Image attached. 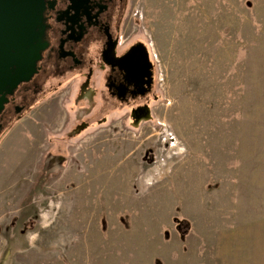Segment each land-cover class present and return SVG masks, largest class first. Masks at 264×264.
I'll list each match as a JSON object with an SVG mask.
<instances>
[{"label": "rangeland", "instance_id": "1", "mask_svg": "<svg viewBox=\"0 0 264 264\" xmlns=\"http://www.w3.org/2000/svg\"><path fill=\"white\" fill-rule=\"evenodd\" d=\"M129 2L153 117L64 139L71 85L34 104L0 139V264H264V0Z\"/></svg>", "mask_w": 264, "mask_h": 264}, {"label": "flooded vegetation", "instance_id": "2", "mask_svg": "<svg viewBox=\"0 0 264 264\" xmlns=\"http://www.w3.org/2000/svg\"><path fill=\"white\" fill-rule=\"evenodd\" d=\"M129 5V0H44L35 71L0 93V139L34 104L69 84L76 118L64 139L86 132L94 120L105 124L109 113L125 115L131 128L149 122L143 118L152 116L158 99L156 65L146 41L127 30ZM95 107L101 109L94 113ZM101 111L107 114L97 119ZM182 223L177 229L183 238Z\"/></svg>", "mask_w": 264, "mask_h": 264}, {"label": "water", "instance_id": "3", "mask_svg": "<svg viewBox=\"0 0 264 264\" xmlns=\"http://www.w3.org/2000/svg\"><path fill=\"white\" fill-rule=\"evenodd\" d=\"M43 10L44 0H0V93L33 75L41 48L34 44L39 38L36 27ZM151 119L149 112L143 118Z\"/></svg>", "mask_w": 264, "mask_h": 264}, {"label": "crops", "instance_id": "4", "mask_svg": "<svg viewBox=\"0 0 264 264\" xmlns=\"http://www.w3.org/2000/svg\"><path fill=\"white\" fill-rule=\"evenodd\" d=\"M219 251H220V252H219ZM219 251H218V253H217V259H218V260H220V259H222L223 257L226 256V255H223V254H222V253H223L222 250H219ZM260 258H262V257H260ZM233 260H234V259H233ZM233 260H232V261H233ZM215 261H216V260H215V258H214L213 261H212V262H213L212 264H215ZM232 264H236V263L233 261ZM254 264H263V260H262V261H260V260H259V261H255Z\"/></svg>", "mask_w": 264, "mask_h": 264}]
</instances>
